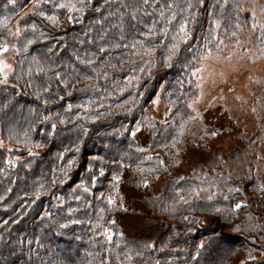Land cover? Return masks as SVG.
<instances>
[{
  "label": "trees",
  "instance_id": "obj_1",
  "mask_svg": "<svg viewBox=\"0 0 264 264\" xmlns=\"http://www.w3.org/2000/svg\"><path fill=\"white\" fill-rule=\"evenodd\" d=\"M36 2L0 0V264H264V126L222 157L188 106L205 56L264 48V0ZM158 181L124 236L122 185Z\"/></svg>",
  "mask_w": 264,
  "mask_h": 264
},
{
  "label": "rangeland",
  "instance_id": "obj_2",
  "mask_svg": "<svg viewBox=\"0 0 264 264\" xmlns=\"http://www.w3.org/2000/svg\"><path fill=\"white\" fill-rule=\"evenodd\" d=\"M259 15H264L262 7ZM244 42L220 45L216 53L202 59L195 73L197 97L188 105L198 123L213 131L209 146L222 157L237 145L238 139H249L264 126V48ZM0 61L11 65L5 69L8 76L12 58L6 52L0 54ZM1 77L3 80L2 74ZM149 108L155 117L162 118L163 102L158 97ZM136 138L139 144H145L144 134L139 132ZM256 149L257 154L264 155V140ZM199 159L198 153L189 150L180 158V168L172 176L187 174ZM160 185V181L145 185L140 192L122 185L124 213L112 222L124 236L132 238L147 232L148 211L142 207V200L149 191L156 193Z\"/></svg>",
  "mask_w": 264,
  "mask_h": 264
},
{
  "label": "snow or ice",
  "instance_id": "obj_3",
  "mask_svg": "<svg viewBox=\"0 0 264 264\" xmlns=\"http://www.w3.org/2000/svg\"><path fill=\"white\" fill-rule=\"evenodd\" d=\"M39 2L37 0V2L34 4V8H38ZM41 16L44 15L43 12L40 13ZM49 20H52L55 23V20L53 17H48ZM9 34H13L11 29L9 30ZM20 34V28L17 26L16 27V32L15 35H19ZM29 43H31V41H29ZM117 47H119V45H116ZM9 50V44L7 42V40L3 37H0V54L6 53ZM103 50V49H102ZM11 65L5 63L4 61H0V74H2L4 76L3 80H0V83H6L7 82V73L5 72V69H10ZM135 133H133L134 135ZM39 146V145H37ZM161 163H163V161H161ZM118 179V178H117ZM87 191V189H85ZM109 204L113 203V200L111 198H109L108 200ZM236 209H240L242 207V205L240 203L235 205ZM187 219V217L185 218ZM110 239V237H109ZM252 259H254V257H251Z\"/></svg>",
  "mask_w": 264,
  "mask_h": 264
}]
</instances>
